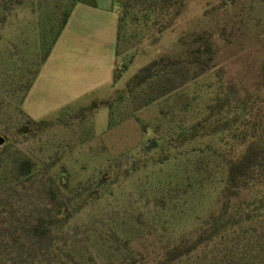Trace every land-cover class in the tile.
Returning <instances> with one entry per match:
<instances>
[{
    "label": "rangeland",
    "instance_id": "obj_1",
    "mask_svg": "<svg viewBox=\"0 0 264 264\" xmlns=\"http://www.w3.org/2000/svg\"><path fill=\"white\" fill-rule=\"evenodd\" d=\"M94 1L0 0V264H144L205 230L181 264L249 262L254 227L240 207L264 185L224 206L244 146L214 124L221 80L253 95L264 120V0H112L63 32L74 6ZM205 32L213 69L145 106L147 85L127 92L142 67L179 59L183 40ZM58 207L63 220L34 237V219Z\"/></svg>",
    "mask_w": 264,
    "mask_h": 264
},
{
    "label": "trees",
    "instance_id": "obj_2",
    "mask_svg": "<svg viewBox=\"0 0 264 264\" xmlns=\"http://www.w3.org/2000/svg\"><path fill=\"white\" fill-rule=\"evenodd\" d=\"M15 1L18 5L23 2V0ZM170 1L172 0H163L165 7ZM121 21V15H119L117 40L120 35ZM66 23L67 19L63 27ZM183 43L185 48L179 59L170 57L155 59L132 77L128 85V93L143 89L145 85L148 86L149 90L144 91L145 104L142 106L171 95L214 68L217 47L211 33L193 35L189 41L183 40ZM116 56H118V52ZM177 65L178 69H176ZM191 67H194L195 70L191 71ZM116 75L115 68V82L121 79V76ZM220 85L224 91L218 115L220 114L222 117L216 119L214 130L224 131L235 127V134L241 139V144L244 146L243 153L233 160L228 168L225 182L227 200L224 203V206L227 207L231 204V199L239 197L242 192L264 185V120L255 118L256 104L255 101H252L253 95L246 94L241 97L232 82L224 84L221 80ZM30 120L34 124H41ZM239 129L240 131H238ZM30 169V161L21 162L20 171L23 175L28 174ZM240 208L242 211L244 209V213L248 212L246 221H249L254 227L251 236L256 247L255 257L245 264H264V195H256ZM63 212L65 209L63 211L62 207H58L56 211L47 216L36 217L29 227L31 234L36 238H41L52 231L63 220V216H61ZM204 232L207 230L194 240L189 236H183L178 242L152 252L144 258V264L183 263L199 250L201 237L205 235Z\"/></svg>",
    "mask_w": 264,
    "mask_h": 264
},
{
    "label": "crops",
    "instance_id": "obj_3",
    "mask_svg": "<svg viewBox=\"0 0 264 264\" xmlns=\"http://www.w3.org/2000/svg\"><path fill=\"white\" fill-rule=\"evenodd\" d=\"M84 3L85 2H80V3H77L74 6V8L72 10V13H71V16H70V19H69L66 27L64 28L63 32L66 29H68V27L72 28L74 26L73 22H75L77 17H80L81 15L85 16V15H87V14L93 12V11H96L93 8V5L99 7V9H101L103 5H107V7H109L110 9L113 8L112 0H95L93 3L92 2H88V3H85V4ZM118 20H119V17L117 15H115L114 19H113V26H112L113 27V33H112V39H111V43H110V48L112 49V53L114 55V59H117L115 48H116V42H117V31H118L117 26H118V23H119ZM37 79H36V81H37ZM36 81H35V83H36ZM35 83H34V85H35ZM113 84H116V82L114 81Z\"/></svg>",
    "mask_w": 264,
    "mask_h": 264
}]
</instances>
